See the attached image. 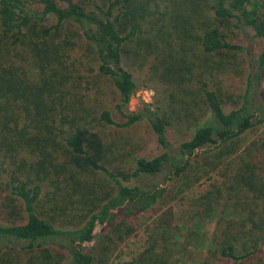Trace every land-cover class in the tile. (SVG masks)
<instances>
[{
	"label": "trees",
	"instance_id": "16d2710c",
	"mask_svg": "<svg viewBox=\"0 0 264 264\" xmlns=\"http://www.w3.org/2000/svg\"><path fill=\"white\" fill-rule=\"evenodd\" d=\"M51 18L53 23L47 25ZM246 34L263 42L254 57L233 40ZM20 36L27 38L38 69L33 76L12 60L16 55H11L10 44ZM74 36L86 43L98 73L118 96L115 110L124 122L116 123L107 111L99 122L123 128L144 123L162 154L135 158L130 170L110 167L106 145L95 130L96 119L87 120L91 113L74 91L59 54ZM189 51L194 61L187 60ZM240 56L248 72L240 102L200 83L202 73L195 71L193 62L198 61L199 72L213 80ZM149 57L154 61L152 80L182 94L200 95L207 107L203 123L196 124L176 148L168 140L174 121L162 106L126 110L137 87L127 62L144 64ZM194 76L196 94L186 89ZM263 84L264 0H0V177L8 195L21 205L20 213L11 207L14 222L0 221V264H108L132 233L127 222L151 211L155 215L145 227V247L123 264H172L182 255L183 246L178 245L182 232L172 227V218L160 207L182 200L224 167L219 176L226 177L225 171L231 170L230 186L226 178L212 186L215 194L195 200L200 206L205 202L207 215L215 207L222 215L211 246L195 264H264V214L248 205L264 199V163L248 158L251 151L264 150V138L260 147L247 146L237 155L242 138L264 125ZM226 104L231 109L226 110ZM189 117L186 111L176 120ZM60 149L63 162H57ZM5 160L10 164L5 166ZM18 160L19 169L14 170ZM163 172L166 186L137 184ZM89 175L103 176L111 186L106 191L99 181L83 178ZM50 176L56 192L47 199L46 209L40 203ZM77 208L88 209L73 228L55 226L66 211ZM96 227H101V235L87 248L84 244L92 241Z\"/></svg>",
	"mask_w": 264,
	"mask_h": 264
},
{
	"label": "rangeland",
	"instance_id": "374dc122",
	"mask_svg": "<svg viewBox=\"0 0 264 264\" xmlns=\"http://www.w3.org/2000/svg\"><path fill=\"white\" fill-rule=\"evenodd\" d=\"M52 23L53 19L51 18L47 22V25ZM72 31H75L74 27ZM18 39V42L10 44L12 45L11 55H16V58H12V60L26 70L28 74L33 76L38 73V69L30 52V47L27 46V38L20 36ZM233 40L244 47L248 57H254L262 50L263 42L251 38L250 34H246L245 36L237 35L233 37ZM13 41L14 39L10 40V42ZM71 41V45L61 48L59 54L61 55V60L64 62L66 71L72 77L70 82H73L76 87L74 91L78 93L91 113V116L87 118V120H91V117L96 119V123L93 122L95 123V130L98 131L103 143L106 145L107 161L110 167L113 169L120 168V170H130L133 167L135 158H152L162 154L163 150L158 146L152 133L144 123L137 124L131 128H123L103 126V123L99 122L100 114L103 111L109 112L116 123L120 124L124 122L123 118L115 110V106L118 104L117 93L111 82L98 73L94 56L86 51V43L77 38V36L72 37ZM60 42V38L56 39V43ZM176 50L178 52L179 48H176ZM134 55L137 57L136 54ZM185 56H187L188 61H194L190 51L186 53ZM134 61L136 63L127 62V67L132 73L137 87L126 110L129 112L138 111L146 104L162 106V112H165L167 116L171 117V123L174 121L173 125L175 127L169 130L168 140L170 145L176 148L180 142L187 140L192 135L196 124L203 123L207 113V107L201 100L202 97L195 93L198 85V78L194 76L186 87L188 91L196 95L182 94L178 89L176 91L175 89L169 88L167 84H161L159 81L151 79L152 72L150 67L154 64L153 57L147 58L144 64L140 63V61L137 62V60ZM196 62L198 63V61L193 62L196 64L194 67L195 71L197 73H202V75H200L201 78H199L200 83H205L208 87L219 88L223 94L231 96L233 100L240 102L245 88L246 75L248 73L243 56L238 57L236 63L228 65L226 70L222 71V73L216 72L214 79H211L212 81L210 77H208L207 72H199ZM152 91L155 92V96L151 97L152 102L145 103L143 97L150 94ZM260 95L264 98V84L261 87ZM225 107L226 110L231 109L230 104H226ZM186 111L190 114L189 119L182 120L178 123L176 120L177 116H183ZM263 138L264 125L257 126L255 129L249 131L242 138L241 148L237 155L247 146L255 144V147H260ZM64 155L63 149L58 150L56 155L58 158L57 162H63L65 158ZM248 158L264 163V150L260 148L258 151L253 150L249 153ZM231 160H233V158ZM8 163L10 164V161L5 160V166H7ZM13 169H19V160L14 162ZM224 169L225 167L213 173L210 180L204 179L200 181L199 184L183 196L182 200L173 201L160 207L163 209L162 212L167 215L168 219L169 217L172 218V227L176 226L181 229L182 232L181 238L178 240V245L180 244L183 246L182 255L178 254L173 259L174 262L172 264H195L204 257L207 249L211 246V235L215 229L216 221L219 216H222L220 214V207H215V210L207 215L204 210L206 206H202L204 201L201 202L200 206L199 202L196 203L195 200L208 192L215 194L212 186L225 181L226 178L228 181H226L225 184L227 187L230 186L232 182V180H230L232 176L231 170L228 172L225 171L226 177L219 176L220 173L221 175L224 173ZM53 177L54 176H50L49 182L45 183L44 189L46 198L43 197L40 203V205L44 206L46 209L50 206L47 199H50L52 197L51 194L56 192L55 188L50 185ZM63 177L64 175L60 176L64 181ZM83 178L89 181H99L106 191L111 186L108 185L109 182L100 175H89ZM137 184L158 185L159 187L166 186L168 185L166 172L156 176L144 177L140 179ZM57 194H59V192H57ZM227 195L228 192L224 191L223 198H226ZM13 205L16 206V210H21L20 203L8 195L5 181L0 177V221L2 223L8 224L14 222V217L10 216V212L12 211L11 207ZM59 205L62 207L63 203H59ZM248 205H250V207L252 206L254 211L264 214V199L259 201L258 204L253 205L252 201L249 202ZM87 209L88 208H77L66 211L63 217L61 216L56 220L55 226L62 229L73 228V224H76L77 221L81 219V216L86 213ZM154 215L155 213L151 211L134 217L133 222H127V224L130 225L129 229L132 230V233L123 243L119 244L118 248L110 257L108 264H123L130 261L133 256L143 250L146 236L145 227L151 225ZM187 234H190V236ZM93 235L94 238L92 241L84 244L87 248H91L95 245V242L101 235V227H96ZM183 238L188 242L185 243V239ZM17 255H19V252H17Z\"/></svg>",
	"mask_w": 264,
	"mask_h": 264
},
{
	"label": "clouds",
	"instance_id": "9594fccd",
	"mask_svg": "<svg viewBox=\"0 0 264 264\" xmlns=\"http://www.w3.org/2000/svg\"><path fill=\"white\" fill-rule=\"evenodd\" d=\"M155 96V92L152 91L150 94H147L143 97L145 103H151V97Z\"/></svg>",
	"mask_w": 264,
	"mask_h": 264
}]
</instances>
